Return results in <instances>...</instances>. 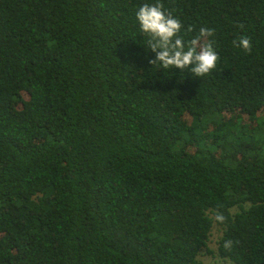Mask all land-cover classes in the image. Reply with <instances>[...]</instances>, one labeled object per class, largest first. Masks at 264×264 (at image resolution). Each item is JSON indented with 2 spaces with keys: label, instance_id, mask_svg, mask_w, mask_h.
Wrapping results in <instances>:
<instances>
[{
  "label": "trees",
  "instance_id": "1",
  "mask_svg": "<svg viewBox=\"0 0 264 264\" xmlns=\"http://www.w3.org/2000/svg\"><path fill=\"white\" fill-rule=\"evenodd\" d=\"M158 2L216 69L150 63ZM214 224L264 264V0H0V264H202Z\"/></svg>",
  "mask_w": 264,
  "mask_h": 264
},
{
  "label": "clouds",
  "instance_id": "2",
  "mask_svg": "<svg viewBox=\"0 0 264 264\" xmlns=\"http://www.w3.org/2000/svg\"><path fill=\"white\" fill-rule=\"evenodd\" d=\"M136 15L141 30L150 35L147 47L156 52L150 63H159L164 69L187 68L194 77H205L216 69L220 57L213 46L215 41L209 40L215 34L214 28L202 27L199 35L185 44L179 35L182 28L180 20L173 17L171 12H166L163 3H145ZM188 31H191V26ZM233 43L245 52L252 51V42L247 36H241ZM216 219L223 221L225 218L218 215ZM231 245L232 241H227L225 247L230 248Z\"/></svg>",
  "mask_w": 264,
  "mask_h": 264
},
{
  "label": "rangeland",
  "instance_id": "3",
  "mask_svg": "<svg viewBox=\"0 0 264 264\" xmlns=\"http://www.w3.org/2000/svg\"><path fill=\"white\" fill-rule=\"evenodd\" d=\"M235 211H238L236 206L231 208L232 213ZM220 235L221 230L219 226L214 224L212 226L206 247L202 248L198 255V258L202 264H234L231 260L222 258L217 254V242ZM208 250L210 252H208Z\"/></svg>",
  "mask_w": 264,
  "mask_h": 264
}]
</instances>
